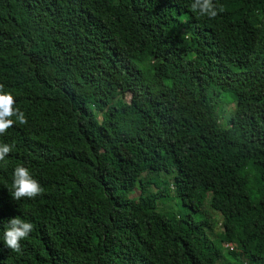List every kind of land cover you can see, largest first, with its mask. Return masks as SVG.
<instances>
[{
    "label": "trees",
    "instance_id": "1",
    "mask_svg": "<svg viewBox=\"0 0 264 264\" xmlns=\"http://www.w3.org/2000/svg\"><path fill=\"white\" fill-rule=\"evenodd\" d=\"M192 3L0 0V264H264V0Z\"/></svg>",
    "mask_w": 264,
    "mask_h": 264
},
{
    "label": "clouds",
    "instance_id": "2",
    "mask_svg": "<svg viewBox=\"0 0 264 264\" xmlns=\"http://www.w3.org/2000/svg\"><path fill=\"white\" fill-rule=\"evenodd\" d=\"M192 11H198L201 15H206L210 18H215L218 14L217 6L213 0H193L191 4ZM16 101L11 92H5L3 85H0V135L18 122L27 124L25 113L15 106ZM12 117H15L14 121ZM14 145L0 143V161H3L11 151ZM44 189L40 182L34 178L30 169L21 165L17 166L13 173V184L11 194L17 201L22 198L34 199L43 193ZM34 225L22 219L20 216L10 218L7 226L4 229L3 241L4 244L14 251H20L21 241L26 239L33 231Z\"/></svg>",
    "mask_w": 264,
    "mask_h": 264
},
{
    "label": "rangeland",
    "instance_id": "3",
    "mask_svg": "<svg viewBox=\"0 0 264 264\" xmlns=\"http://www.w3.org/2000/svg\"><path fill=\"white\" fill-rule=\"evenodd\" d=\"M131 98H132V95H131V94H130V95H126V96L124 97V100H125V101H129ZM229 108L231 109V108H232V105H230ZM227 111H228V109H227ZM219 115H221V114L219 113ZM124 129H125L126 132L129 131V128H128L126 125L124 126ZM124 156L130 158V156L126 153V151H124ZM177 207H178V206H177ZM177 207H175V209H174V208H171L170 210H171V211L174 210L173 213L176 214V212H177ZM179 209H180V208L178 207V212H179ZM225 247H226V246H225ZM227 251H228V249H225V250L223 251V256H224V258H226V261L228 262V261H229V256H228ZM215 264H216V263H215Z\"/></svg>",
    "mask_w": 264,
    "mask_h": 264
}]
</instances>
